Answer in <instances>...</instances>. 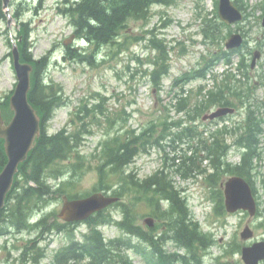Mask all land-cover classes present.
<instances>
[{
	"label": "trees",
	"instance_id": "1",
	"mask_svg": "<svg viewBox=\"0 0 264 264\" xmlns=\"http://www.w3.org/2000/svg\"><path fill=\"white\" fill-rule=\"evenodd\" d=\"M66 1L63 13L70 16L76 35L85 37L97 45V48L109 42L115 43L120 30L126 26L129 19H146L153 4L170 2V0ZM0 9L3 10V0H0ZM20 10L21 6H18L17 12ZM26 25L22 23L21 32L17 36L18 39L22 37L18 41V46L22 61L31 62L35 68L29 98L42 117V134L37 138L27 160L20 165L14 186L8 194L7 205L1 212V218L6 217V220L18 229L29 227L61 231L66 227L65 224L58 220L48 224L49 216L47 215L36 223L30 224L29 218L35 208L46 205L48 200L64 193L71 197L79 196L78 182L88 170L94 169L98 175V183L94 186V190L108 189L112 186V178L118 174L119 185L114 191L127 198L126 201L117 204L123 217L116 223L123 234L113 239H106L99 226L112 222L113 215L106 211L98 212L86 220L90 226V232L85 234L83 242H74L77 244L57 252L51 264H78L86 257L90 259V264H134L127 252L129 250L141 255L146 264H203V253L213 244V239L208 233L203 232L199 222L195 220L186 196L174 183L172 171L184 176H190L194 171L207 172L209 168H203L202 159H200L201 153L204 152L205 157L210 161V169L213 170L207 179L215 185L220 183L224 175L236 173L246 176L252 182L251 177L255 169L253 160L260 155L259 137L263 132V120L256 116L249 99L253 92V84H246V81L228 75L222 83L218 84L216 90H210L204 100H197L193 106L190 105L188 96H181L179 110L186 111L191 120H196L204 110L213 105H234L232 96L238 99L240 105L248 103V109L243 122L238 127L230 131L217 129L209 138L198 141L199 145L192 155L186 152L180 156L178 162L176 159L179 156L173 157L174 161L168 163L171 171L165 167L143 180L135 179L131 177V174L121 176V173H125L126 166L140 152L148 150V145L156 144L165 148V144L161 141L171 134V124L167 122L150 124L139 134L136 131L126 133L117 131L114 134L108 132L109 134L99 142L97 152L88 155L82 152L81 147L86 135L93 133L91 122L102 124L97 112H102L103 107L100 102L92 107L84 103L75 115L77 119L72 118L62 129L49 133L48 120L53 117L56 108L63 105L67 99L64 97L61 85L46 79L50 57L44 56L40 60L33 58L29 50V30ZM211 26L219 27L218 24ZM205 34L209 35L212 32L207 29ZM152 42L160 49L161 54H164L165 47L162 42L156 40ZM246 44L247 41L245 46ZM66 54L69 59L78 58L90 64L95 63L94 52H85L68 46ZM234 54L241 55L239 69L244 70L245 76L249 79V66L245 56L241 54V49L225 50L220 58L230 61ZM207 62L204 68L198 69L184 80L205 76L207 69L212 65L210 60ZM155 63L152 80L158 84L162 76L168 73V65L164 56L157 59ZM4 109L6 118L11 117L9 100ZM106 122L110 126H115L118 119L106 115ZM229 132H234L233 134L236 135L235 144L245 149L241 162L237 164L227 160L230 145L223 136ZM202 133L196 125H189L179 130L173 141L176 137L181 140L184 137L199 138ZM6 161L4 141L0 139V171ZM94 161L97 162L93 163ZM60 179L61 181H58ZM216 196L217 210H219L223 208L221 190H218ZM142 201L149 206L150 214L159 219L155 227L149 230L137 221ZM163 201L167 202L166 209L160 204ZM45 230L41 229V232L44 233ZM169 241H174L177 248L184 249V253L167 249L166 245ZM34 261L37 262L38 259Z\"/></svg>",
	"mask_w": 264,
	"mask_h": 264
},
{
	"label": "rangeland",
	"instance_id": "2",
	"mask_svg": "<svg viewBox=\"0 0 264 264\" xmlns=\"http://www.w3.org/2000/svg\"><path fill=\"white\" fill-rule=\"evenodd\" d=\"M62 1L11 0L10 5L7 6V12L12 16L9 22L5 9H0V102L5 101L17 84V75L9 56L11 48L8 37L16 36L20 22L26 21L30 29V51L33 57L41 58L44 55L51 57L46 76L55 83L63 85L65 96L69 100V103L55 111L53 118L47 123L50 132L61 129L72 117L77 119L74 113L82 103L88 102V106L98 102L102 103L103 111L97 112L102 125H98L94 121L91 122L93 133L88 134L83 141L82 152L84 154L91 155L95 151L97 152L99 140L105 136L107 131H113L116 126H120L121 121L126 119L124 126L132 128H141L154 120L167 119L169 122L183 120L180 128L179 126L174 127L173 131L181 129L187 124H193L203 132V135L193 140L184 137L182 140L173 141L174 136L170 135L164 139L166 144L164 149L152 147L150 155H139L128 167V172H133L136 176L144 178L160 169L166 161L167 163L174 161L173 157L176 155H183L186 152L188 155H192L195 148L198 147L200 139L208 138L212 131L224 125V122L219 121H203L204 123L200 121L201 119L191 121L190 116L187 117L177 111L176 101L173 100L176 90L172 91V84L177 76L198 68L205 63L206 57L213 52H219L223 46L225 47L228 35L220 42L216 40L213 43L210 39L205 41V37L201 33L205 16L210 19H219L215 14L216 0H174L170 5H154L149 22L130 21L120 38V44L104 45L97 49L98 65L96 66L78 60L69 61L64 57L67 46L65 41L74 33V28L70 24L69 17L61 12L60 8L64 6ZM240 2L252 7L253 14L244 22V27L248 33L249 46L255 48L259 41H264V26L262 24L264 0H240ZM20 3L23 8L17 15L15 14L16 7ZM235 27L233 26L232 29ZM149 30H153V34L147 32ZM224 32L226 33L227 29ZM127 34L132 35L130 39L132 42L128 44V47L124 43V38H128ZM143 35H146V39L136 40ZM153 36L164 41L171 65L170 74L162 80L159 87L151 82L148 73L153 68L150 59H154L158 54V49L147 46L149 38ZM76 41L75 37L68 44H75ZM78 45L95 48L94 45L84 41H78ZM261 51L262 56L257 61L255 68L251 70L250 75L255 86L253 98L258 103L260 114L264 115V45ZM246 55L251 62L253 55L250 53H246ZM238 60L239 58L236 57L235 63ZM223 67V65H219L218 71H222ZM240 75L242 76L241 73ZM204 83L212 84L203 79H194L185 84L186 89H192V101L196 99L197 89ZM106 115L116 117L117 125L110 126L106 122ZM240 118V115H234L225 123L232 125ZM226 135L227 142L232 144L234 137L231 133ZM193 144L195 146L189 148ZM259 147L260 156L254 160L256 169L253 183L261 216L253 218L252 227L255 231L253 242L264 240V132L260 137ZM160 153L167 154L170 159L164 160ZM202 154L200 158L202 166L208 167L209 159L207 160L204 152ZM229 160L232 162L240 160L236 147L230 150ZM195 173L196 171L190 176L175 172L172 174L176 184L184 189L195 218L199 220L205 231L212 232L216 238L217 244L206 255L205 264H217V261L220 264H244L241 252L232 251L236 241H242L240 233L249 216L244 212L226 213L222 216L215 214L216 201L214 194L212 195L214 187L207 183L206 174L195 175ZM96 181V171L88 170L79 180L77 189L80 192L89 190ZM61 206L62 200H54L44 211L56 210L58 214ZM110 210L116 216H120L118 208L114 207ZM148 211L149 207H146L142 202L137 221L147 228L144 219L148 215ZM40 215L39 213L38 216ZM75 228L78 238H81L82 232L88 230L84 223ZM102 230L108 238L122 234L113 224L103 225ZM32 237L35 236L27 231L0 236V264H22L18 260L21 250L15 248V245L23 246ZM67 242L65 233H56L41 241L39 244L46 248L47 256L40 264H48L54 251ZM168 248L175 249V245L169 242ZM130 255L136 264H145L141 256L135 255L133 252H130Z\"/></svg>",
	"mask_w": 264,
	"mask_h": 264
},
{
	"label": "water",
	"instance_id": "3",
	"mask_svg": "<svg viewBox=\"0 0 264 264\" xmlns=\"http://www.w3.org/2000/svg\"><path fill=\"white\" fill-rule=\"evenodd\" d=\"M7 4L8 0H5V5ZM4 9L9 22L12 16L8 14L7 7ZM219 13L228 23L236 22L243 17L239 8L235 6L232 0H220ZM242 42L243 37L240 34H233L227 42V47H238ZM12 55L19 82L11 97V107L15 114L11 122L6 126L4 125L0 111V137H4L6 140V153L8 155V162L0 173V209L3 207L6 195L13 184L19 163L27 158L28 152L33 147L36 137L41 133V119L28 98V92L31 88V72L33 66L28 62L21 61V53L16 43H13ZM259 56L260 53L256 52L253 64H255L256 58ZM233 111L234 108L221 107L211 114L205 115L204 119H213ZM225 194L227 208L230 211H236L242 208L249 210L253 215L256 213L257 207L251 186L243 177L238 175L231 177L226 182ZM117 199V197L106 196L102 193H95L88 197L75 200H68L65 197L60 216L66 220L83 219L88 217L92 212L103 209ZM146 222L150 225L154 223L152 218H148ZM252 234L251 229L247 226L242 236L249 238ZM243 257L247 264H259V261L264 259V242H258L253 246L245 247Z\"/></svg>",
	"mask_w": 264,
	"mask_h": 264
}]
</instances>
